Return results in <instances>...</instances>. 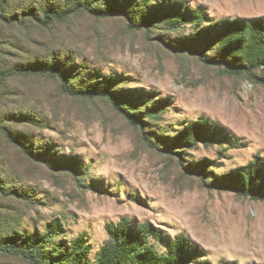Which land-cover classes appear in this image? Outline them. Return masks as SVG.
<instances>
[{
  "label": "rangeland",
  "instance_id": "1",
  "mask_svg": "<svg viewBox=\"0 0 264 264\" xmlns=\"http://www.w3.org/2000/svg\"><path fill=\"white\" fill-rule=\"evenodd\" d=\"M199 8L212 23L264 17V0H0V264L69 258L80 236L87 257L58 264H97L122 219L157 228L159 253L184 234L190 264H264V202L215 185L264 158V86L210 63L200 30L167 19ZM47 11L66 17L45 25ZM45 68L121 109L66 94ZM201 117L238 147L176 139Z\"/></svg>",
  "mask_w": 264,
  "mask_h": 264
},
{
  "label": "trees",
  "instance_id": "2",
  "mask_svg": "<svg viewBox=\"0 0 264 264\" xmlns=\"http://www.w3.org/2000/svg\"><path fill=\"white\" fill-rule=\"evenodd\" d=\"M81 8L89 10L84 5ZM94 15L108 19L115 17L116 13L107 11ZM44 17L45 25H49L53 20L63 19L66 15L47 11ZM167 19L171 23L177 21L175 23L177 27L182 25V21H190L194 27V32L200 30L198 34H192V38L193 41L215 53V58L210 63L224 68V71L230 76H249L253 81L264 86V78H259L255 74L257 71L264 70V17L227 18L212 23L207 20L206 15L199 8L188 12L186 16L174 15L171 12ZM8 23H11L10 20ZM206 23L210 25L204 28ZM36 71V73L56 75L62 80L63 91L70 96L91 100L107 98L121 109L118 98L111 92H98L95 89L75 92L69 86L70 78L63 76L57 70L49 72V69L45 68ZM129 118L132 123H138L134 117L129 116ZM176 139L191 146H197L199 143L211 146L222 140H227L233 148H237L239 145L237 143L239 139L236 136H229L225 131L221 132L216 124L204 117L189 122ZM215 185L220 189L234 192L240 197L264 202V158L257 157L245 166L230 170L228 175L221 176L220 182ZM52 229H55L54 226ZM106 230L110 241L98 254L97 264H190L196 257V254L191 252L189 238L184 234L177 236L166 247L165 253H159L149 243L150 238L159 237V230L151 224H142L135 229L129 219H122L118 224H108ZM4 240V244L7 246H15L12 240L6 238ZM32 241L33 246L28 244L32 249L31 253L42 255L45 248L42 247L41 240L35 241L34 239ZM66 255L72 257L73 262L81 261L87 257L88 248H86L83 236L72 241L71 252ZM70 257L59 256L56 259H51L48 263L46 262V264H58L60 260H70ZM44 261H46L45 258ZM206 264L210 263L207 262Z\"/></svg>",
  "mask_w": 264,
  "mask_h": 264
}]
</instances>
